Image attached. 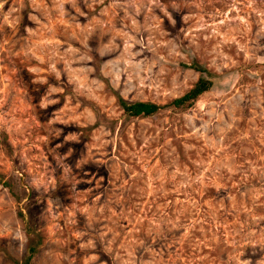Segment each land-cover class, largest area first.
I'll return each instance as SVG.
<instances>
[{"label": "rangeland", "instance_id": "obj_1", "mask_svg": "<svg viewBox=\"0 0 264 264\" xmlns=\"http://www.w3.org/2000/svg\"><path fill=\"white\" fill-rule=\"evenodd\" d=\"M218 76L190 109L126 118ZM264 264V0H0V264Z\"/></svg>", "mask_w": 264, "mask_h": 264}, {"label": "trees", "instance_id": "obj_2", "mask_svg": "<svg viewBox=\"0 0 264 264\" xmlns=\"http://www.w3.org/2000/svg\"><path fill=\"white\" fill-rule=\"evenodd\" d=\"M188 68L197 74V78L193 85L180 97L171 100L165 105H155L148 102H125L117 97L116 102L122 116L126 118H149L166 109H190L201 95L211 90L219 77L196 64H191ZM34 250V246L29 245L27 247L26 257L22 264H28L34 254Z\"/></svg>", "mask_w": 264, "mask_h": 264}]
</instances>
